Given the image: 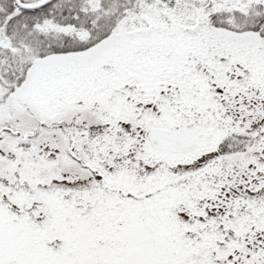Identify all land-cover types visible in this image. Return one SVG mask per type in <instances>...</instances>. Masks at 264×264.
<instances>
[{
  "label": "snow or ice",
  "instance_id": "snow-or-ice-1",
  "mask_svg": "<svg viewBox=\"0 0 264 264\" xmlns=\"http://www.w3.org/2000/svg\"><path fill=\"white\" fill-rule=\"evenodd\" d=\"M0 264H264V0H0Z\"/></svg>",
  "mask_w": 264,
  "mask_h": 264
}]
</instances>
